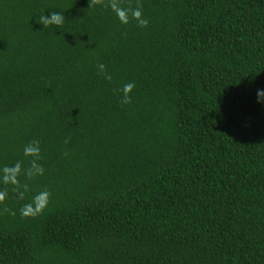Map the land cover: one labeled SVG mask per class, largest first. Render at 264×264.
Listing matches in <instances>:
<instances>
[{"label": "trees", "instance_id": "obj_1", "mask_svg": "<svg viewBox=\"0 0 264 264\" xmlns=\"http://www.w3.org/2000/svg\"><path fill=\"white\" fill-rule=\"evenodd\" d=\"M106 3L0 0V164L36 139L45 169L0 264H264V0H139L145 28Z\"/></svg>", "mask_w": 264, "mask_h": 264}, {"label": "clouds", "instance_id": "obj_2", "mask_svg": "<svg viewBox=\"0 0 264 264\" xmlns=\"http://www.w3.org/2000/svg\"><path fill=\"white\" fill-rule=\"evenodd\" d=\"M104 0H94V3H103ZM122 0H107L105 7L108 8L121 25H128L130 21H136L137 25L141 28L148 26V19L143 17L142 5L137 0V6L132 8L131 6L122 7ZM38 24L43 25V29L53 27L55 29L62 28L66 23L65 15L60 11H51L48 16L45 13L39 15ZM42 29V30H43ZM100 75L106 80H111V75L105 70L104 64L97 65ZM136 87L135 83L129 81L125 83L120 89L122 105L130 104L132 101L131 93ZM257 103H264V89L256 90ZM22 156L24 160H17L15 163L0 164V185L7 187L0 188V205H4L9 199L8 188L16 194L17 199L24 200L25 193L20 191L21 181L20 177L24 176L29 180L36 177H41L45 173L44 166L39 163L41 160V143L39 140H31L23 146ZM25 161H27V167H25ZM27 189V185L23 186ZM51 192L46 188L36 191L30 198L29 202L24 203L19 209V215L22 218H35L44 213L50 203ZM7 211V209H4Z\"/></svg>", "mask_w": 264, "mask_h": 264}]
</instances>
